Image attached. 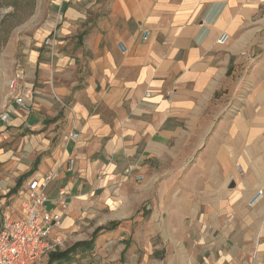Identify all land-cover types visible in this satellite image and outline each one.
I'll return each mask as SVG.
<instances>
[{
	"label": "crops",
	"instance_id": "crops-1",
	"mask_svg": "<svg viewBox=\"0 0 264 264\" xmlns=\"http://www.w3.org/2000/svg\"><path fill=\"white\" fill-rule=\"evenodd\" d=\"M53 2L0 101V228L51 174L52 251L101 228L51 264H264L233 178L264 106V0Z\"/></svg>",
	"mask_w": 264,
	"mask_h": 264
},
{
	"label": "rangeland",
	"instance_id": "rangeland-1",
	"mask_svg": "<svg viewBox=\"0 0 264 264\" xmlns=\"http://www.w3.org/2000/svg\"><path fill=\"white\" fill-rule=\"evenodd\" d=\"M53 1L0 0V101L6 92L7 81L25 52L38 41L37 35L50 26ZM260 53H264L263 49ZM262 108L261 119L251 123L259 130L257 133L252 131L248 151H242V139L236 140L233 165L236 209L252 213V230L264 226V198L254 207L247 204L254 190L262 188L264 191V106ZM47 254L35 264H43Z\"/></svg>",
	"mask_w": 264,
	"mask_h": 264
},
{
	"label": "built area",
	"instance_id": "built-area-1",
	"mask_svg": "<svg viewBox=\"0 0 264 264\" xmlns=\"http://www.w3.org/2000/svg\"><path fill=\"white\" fill-rule=\"evenodd\" d=\"M145 32L143 39H146ZM226 36L221 35L218 39L222 42ZM53 35L45 39V44H51ZM17 76V75H16ZM12 77L8 82L9 89L16 87L17 77ZM15 101L26 108L21 96H16ZM9 112L4 111L0 119L6 121ZM77 133L70 131L63 136L64 139H73ZM72 162V161H71ZM51 174L43 179L31 178L27 181V196L24 200L26 215L23 218L11 219L5 217L0 228V264H34L43 254L51 251L54 247L48 241L52 228L58 224L60 215L45 209L48 198L43 192ZM264 196L262 188H258L248 198V206H256Z\"/></svg>",
	"mask_w": 264,
	"mask_h": 264
},
{
	"label": "trees",
	"instance_id": "trees-1",
	"mask_svg": "<svg viewBox=\"0 0 264 264\" xmlns=\"http://www.w3.org/2000/svg\"><path fill=\"white\" fill-rule=\"evenodd\" d=\"M216 96H217V94H216ZM116 224L117 223H110V225H108V226H113ZM100 229L96 230L92 234L90 239H88V240L78 241L65 250H57L56 249L54 251H50L48 254V261L46 262V264H51L53 261H56V260L68 261L72 258L73 254H75L77 251L86 250V249L91 248L93 245V242H94V238Z\"/></svg>",
	"mask_w": 264,
	"mask_h": 264
}]
</instances>
